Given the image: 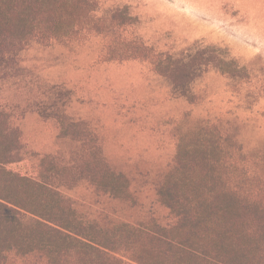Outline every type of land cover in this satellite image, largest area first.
I'll return each mask as SVG.
<instances>
[{
	"label": "rangeland",
	"instance_id": "1",
	"mask_svg": "<svg viewBox=\"0 0 264 264\" xmlns=\"http://www.w3.org/2000/svg\"><path fill=\"white\" fill-rule=\"evenodd\" d=\"M96 1L99 13L127 6L131 35L158 51L215 47L245 71L197 66L175 86L139 60L104 61L101 38L31 41L0 54V110L21 131L8 168L54 188L84 219L168 227L157 190L184 114L235 133L246 152L264 142V0ZM105 166L127 178L126 195L96 187Z\"/></svg>",
	"mask_w": 264,
	"mask_h": 264
},
{
	"label": "trees",
	"instance_id": "2",
	"mask_svg": "<svg viewBox=\"0 0 264 264\" xmlns=\"http://www.w3.org/2000/svg\"><path fill=\"white\" fill-rule=\"evenodd\" d=\"M99 9L96 0H0V54L34 40L101 38L104 61L139 60L175 86L187 84L197 66L245 71L215 47L158 51L131 35L137 18L127 6ZM175 132V161L157 190L172 225L103 223L8 168L21 131L0 110V264H264V142L246 152L235 133L188 114ZM93 181L105 193H128L127 178L107 166Z\"/></svg>",
	"mask_w": 264,
	"mask_h": 264
}]
</instances>
